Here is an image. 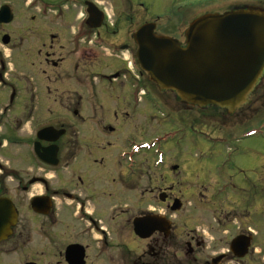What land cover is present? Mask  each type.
Segmentation results:
<instances>
[{
  "label": "flooded vegetation",
  "instance_id": "1",
  "mask_svg": "<svg viewBox=\"0 0 264 264\" xmlns=\"http://www.w3.org/2000/svg\"><path fill=\"white\" fill-rule=\"evenodd\" d=\"M134 2L148 12L139 0L0 3V8H11L0 22V90L11 89L0 115L14 111L19 94L42 96L34 78L27 71L16 72L13 54L4 52L19 51L31 41L29 52L40 56L44 51L46 95L66 101L57 109L70 121L68 127H56L64 130L55 142L59 164L39 159L42 166L32 170L26 183L18 178V188L28 196L20 202L12 199L18 216L12 233L0 241V264L13 258L19 264L21 253L26 255L22 264H258L264 257V187L240 173L229 175V168H236L233 161L212 157L192 162L194 170L181 178L183 188L177 185L182 181L165 187L163 172L155 177L137 172L138 153L163 135L140 138L129 123L132 115L143 114L147 105L165 111L168 95L185 110L197 106L160 88L141 66L137 29L154 22L155 34H168L157 31V21L133 26L132 15L121 9ZM250 7L264 10V0H198L173 12L171 19L192 22L209 13ZM254 105L264 106V72L237 109L221 111L240 117L254 111ZM129 127L131 132L124 133ZM4 140L0 135V147ZM40 143L45 149L53 144ZM153 163L162 170L164 158L157 156ZM176 200L181 206L175 210Z\"/></svg>",
  "mask_w": 264,
  "mask_h": 264
},
{
  "label": "rangeland",
  "instance_id": "2",
  "mask_svg": "<svg viewBox=\"0 0 264 264\" xmlns=\"http://www.w3.org/2000/svg\"><path fill=\"white\" fill-rule=\"evenodd\" d=\"M6 1H10V5L13 7L11 3L14 0H0V3ZM139 1L144 2L148 12L145 8L139 7L137 2H134L132 8L122 6L121 9L132 15L133 26L138 25L140 21H157V31L159 33L168 34L184 41V33L191 19L180 20L179 17L171 19L173 18V12L183 11L190 2L198 0ZM205 1L215 2L217 0ZM40 8L41 11H44L43 6ZM31 13L37 12L33 10ZM41 23V28H44V19ZM41 34H44V31ZM30 42L26 41L25 46L21 47L19 51H11L9 48L4 51L5 54H13L14 59L10 61L11 67L15 66L16 72L27 71V75L30 79L34 78L31 80L36 81L38 91L42 93V96L37 99L19 94L13 103L14 111H8L4 115H0V135L6 140H4L5 146L0 147V195L8 196L17 202H20L23 198L26 199L28 196L21 193L20 188H18L19 176L26 183L33 174L32 170L42 166V162L34 152L33 142L37 139L35 134L50 125L55 129H58L56 127H59L61 123L68 127L70 122L67 116L59 115L57 109L66 101L50 100L47 97L45 89L47 82L44 71L47 69V65L44 60V51L40 56L36 52H29ZM5 60L7 61V59ZM13 73L11 72V74ZM3 91L2 94L0 90L2 96L0 106L1 103L9 101L11 98V89H4ZM154 94L159 96L155 88ZM163 99L166 104L165 111L158 113L151 105H147V108L143 110V114L132 115L129 121L134 128L136 127L139 130L136 134L140 135V138L146 137L150 140L153 136L166 133L164 142L159 144L164 158L162 170L154 168L153 162L157 159V155L156 146H152V144L148 145L147 150L143 153H138L137 157L140 158V163L136 165L137 172H149L148 174H153V177L158 172H163L164 186L171 187L172 183L182 181L181 178H184V173L194 170L192 162L200 159H203L200 161H209L212 157H218L219 161L226 158L225 160H231L236 164L235 169L229 168V175L234 176L240 173L246 181L259 182L258 186L260 188L264 187V106L254 105V111L238 117L237 112L231 115L222 112L221 109H219V113L213 108L207 107L185 110L181 104L175 106L176 99L171 95L164 96ZM258 107L259 109H257ZM28 109L32 111L29 112L30 115L25 114ZM153 113H155V116ZM190 125L194 127V132L189 130ZM125 132H131V128L126 129ZM170 138L173 141H166ZM61 140H65V138H61L58 143ZM177 165H179V168L173 170V167ZM202 168L199 170H202ZM176 171H179V175L175 173ZM50 173H53V171H50ZM183 183L182 181L177 184L178 187L183 188ZM23 215H27L26 210L23 211ZM262 230L264 231V226H262ZM20 255L19 264H22L26 255L24 253ZM10 264H18L17 258H13ZM258 264H264L262 255Z\"/></svg>",
  "mask_w": 264,
  "mask_h": 264
},
{
  "label": "water",
  "instance_id": "3",
  "mask_svg": "<svg viewBox=\"0 0 264 264\" xmlns=\"http://www.w3.org/2000/svg\"><path fill=\"white\" fill-rule=\"evenodd\" d=\"M10 13V7L3 6L0 22ZM155 28L154 23H146L136 31L139 62L160 88L176 91L187 103L233 111L264 72V10L260 8L203 15L190 23L184 43L156 35ZM63 133L48 126L38 138L56 142ZM35 152L47 163H59L55 144L45 149L37 141ZM180 206L176 200L173 209ZM17 216L13 202L0 197V241L12 233Z\"/></svg>",
  "mask_w": 264,
  "mask_h": 264
}]
</instances>
